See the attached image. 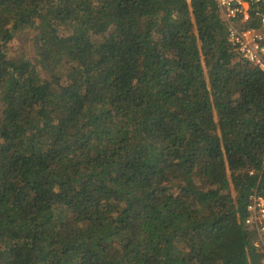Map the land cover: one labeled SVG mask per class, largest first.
Wrapping results in <instances>:
<instances>
[{"label":"trees","instance_id":"16d2710c","mask_svg":"<svg viewBox=\"0 0 264 264\" xmlns=\"http://www.w3.org/2000/svg\"><path fill=\"white\" fill-rule=\"evenodd\" d=\"M229 35L214 0H0V264H264V71Z\"/></svg>","mask_w":264,"mask_h":264},{"label":"built area","instance_id":"2783aa9c","mask_svg":"<svg viewBox=\"0 0 264 264\" xmlns=\"http://www.w3.org/2000/svg\"><path fill=\"white\" fill-rule=\"evenodd\" d=\"M229 26V39L236 51L246 61L264 71V15L260 18V29H239L235 23L249 19V11L264 0H214ZM249 216L245 225L257 232L255 247L264 253V198L257 192L251 195L247 209Z\"/></svg>","mask_w":264,"mask_h":264},{"label":"rangeland","instance_id":"374dc122","mask_svg":"<svg viewBox=\"0 0 264 264\" xmlns=\"http://www.w3.org/2000/svg\"><path fill=\"white\" fill-rule=\"evenodd\" d=\"M242 22H238L237 25H241ZM31 34L25 36H17L13 42L8 47V54L13 58L26 56L32 59V44H31Z\"/></svg>","mask_w":264,"mask_h":264}]
</instances>
